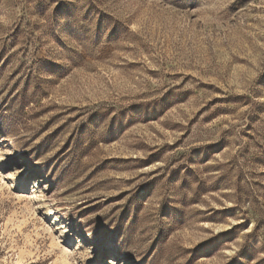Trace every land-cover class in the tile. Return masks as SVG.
I'll return each mask as SVG.
<instances>
[{"label":"rangeland","instance_id":"374dc122","mask_svg":"<svg viewBox=\"0 0 264 264\" xmlns=\"http://www.w3.org/2000/svg\"><path fill=\"white\" fill-rule=\"evenodd\" d=\"M0 264H264V0H0Z\"/></svg>","mask_w":264,"mask_h":264}]
</instances>
